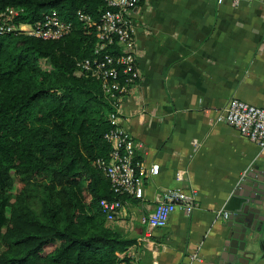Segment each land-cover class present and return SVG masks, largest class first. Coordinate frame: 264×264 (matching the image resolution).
Listing matches in <instances>:
<instances>
[{
  "label": "crops",
  "instance_id": "crops-1",
  "mask_svg": "<svg viewBox=\"0 0 264 264\" xmlns=\"http://www.w3.org/2000/svg\"><path fill=\"white\" fill-rule=\"evenodd\" d=\"M133 21L141 76L119 123L142 143L138 158L161 168L108 224L135 240V263L213 264L230 231L219 211H243L253 183L264 185V148L218 120L232 97L264 107V0H142ZM172 187L195 189L199 205L153 228L143 218Z\"/></svg>",
  "mask_w": 264,
  "mask_h": 264
},
{
  "label": "trees",
  "instance_id": "trees-1",
  "mask_svg": "<svg viewBox=\"0 0 264 264\" xmlns=\"http://www.w3.org/2000/svg\"><path fill=\"white\" fill-rule=\"evenodd\" d=\"M7 6L24 7L17 20L30 23L56 9L74 29L59 40L0 34V264H133L135 240L109 225L102 208L104 199L127 197L98 164L112 150L105 135L113 107L100 80L76 74L78 61L94 55L107 5L0 0V10ZM80 9L94 16L90 32L76 18Z\"/></svg>",
  "mask_w": 264,
  "mask_h": 264
},
{
  "label": "built area",
  "instance_id": "built-area-1",
  "mask_svg": "<svg viewBox=\"0 0 264 264\" xmlns=\"http://www.w3.org/2000/svg\"><path fill=\"white\" fill-rule=\"evenodd\" d=\"M104 1L107 8L100 13V25L95 33L94 55L78 61L76 74L100 80L103 92L113 107L109 119L115 126L105 135L112 145V150L109 159L98 160L99 166L110 179L115 193L143 198L145 194L143 176H156L160 173L161 167L156 161L146 164L138 158V150L143 148L142 143L137 141L129 129L119 123L122 98L141 76L133 15L142 0ZM233 1L238 3L240 0ZM23 13L24 7L20 6H7L0 10V34L16 32L43 40H59L74 29V22L64 20L56 9L50 10L42 20L34 23L18 21L17 18ZM76 18L89 32L96 24L94 16L83 9L77 11ZM113 45L117 47L118 53L106 51ZM218 120H226L240 134L264 148V107L232 97L225 110L218 116ZM184 172L185 170L179 169L176 172L177 179L182 180ZM197 197V192L193 188L165 189L157 195L153 212L144 217L143 221L153 228L164 227L178 208L191 215L199 205ZM123 203L120 198L102 200V208L108 221L119 217ZM218 214L226 218L231 212L222 209ZM191 258L202 260L197 253H193ZM132 262L143 264L135 263L133 260Z\"/></svg>",
  "mask_w": 264,
  "mask_h": 264
},
{
  "label": "water",
  "instance_id": "water-1",
  "mask_svg": "<svg viewBox=\"0 0 264 264\" xmlns=\"http://www.w3.org/2000/svg\"><path fill=\"white\" fill-rule=\"evenodd\" d=\"M258 172L264 175V166ZM252 191L255 196H248L256 198L243 211L231 213L225 223L230 228L228 239L213 264H264V185L253 183Z\"/></svg>",
  "mask_w": 264,
  "mask_h": 264
},
{
  "label": "rangeland",
  "instance_id": "rangeland-1",
  "mask_svg": "<svg viewBox=\"0 0 264 264\" xmlns=\"http://www.w3.org/2000/svg\"><path fill=\"white\" fill-rule=\"evenodd\" d=\"M40 63H41V66H42V69H43L44 72H48V71L51 70V68H52L51 67V64H50V62L47 59H41ZM38 79H40V77ZM17 186L18 187H21V184H19V182H17V180H16L14 182V188L17 187ZM14 188L8 191V195H9V197L11 199L14 196V192H15V189ZM53 248H50L49 251L52 250Z\"/></svg>",
  "mask_w": 264,
  "mask_h": 264
}]
</instances>
